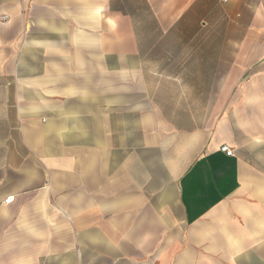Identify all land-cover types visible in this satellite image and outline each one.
<instances>
[{"label": "crops", "instance_id": "0c3cea01", "mask_svg": "<svg viewBox=\"0 0 264 264\" xmlns=\"http://www.w3.org/2000/svg\"><path fill=\"white\" fill-rule=\"evenodd\" d=\"M0 264H264V0H0Z\"/></svg>", "mask_w": 264, "mask_h": 264}, {"label": "rangeland", "instance_id": "374dc122", "mask_svg": "<svg viewBox=\"0 0 264 264\" xmlns=\"http://www.w3.org/2000/svg\"><path fill=\"white\" fill-rule=\"evenodd\" d=\"M207 23V24H206ZM206 23H202V22H197V21H191V22H187L184 26V28H188V29H210V28H217L220 27V22L217 21H211V22H206ZM151 27L154 28V25L151 24ZM200 40V43H204L205 41H207V39L212 40L213 38H208V37H199L197 38V40ZM155 40H157L156 38H153V43L155 42ZM182 40H184V38L181 37H169L168 39V45H175L178 43H182ZM184 43H186L184 41Z\"/></svg>", "mask_w": 264, "mask_h": 264}, {"label": "built area", "instance_id": "2783aa9c", "mask_svg": "<svg viewBox=\"0 0 264 264\" xmlns=\"http://www.w3.org/2000/svg\"><path fill=\"white\" fill-rule=\"evenodd\" d=\"M227 1V0H224ZM221 151L224 152L227 156H233L234 155V150L231 149L230 147L224 145L221 147Z\"/></svg>", "mask_w": 264, "mask_h": 264}]
</instances>
